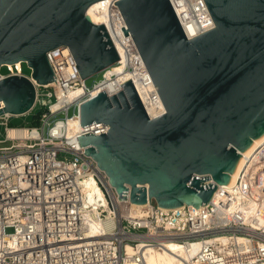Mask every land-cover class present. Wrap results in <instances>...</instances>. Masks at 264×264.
<instances>
[{"label":"water","instance_id":"1","mask_svg":"<svg viewBox=\"0 0 264 264\" xmlns=\"http://www.w3.org/2000/svg\"><path fill=\"white\" fill-rule=\"evenodd\" d=\"M94 1L0 0V67L22 61L45 84L56 79L46 56L56 47L69 46L83 79L117 61L104 24L86 13ZM204 2L214 27L189 39L169 0L114 2L164 106L150 118L130 78L80 104L83 127L108 125L77 138L119 199L129 189L132 203L200 207L264 136V0ZM34 101L29 78H0V114Z\"/></svg>","mask_w":264,"mask_h":264},{"label":"built area","instance_id":"2","mask_svg":"<svg viewBox=\"0 0 264 264\" xmlns=\"http://www.w3.org/2000/svg\"><path fill=\"white\" fill-rule=\"evenodd\" d=\"M115 1L107 6L116 10L118 25L114 23L113 33L104 26L134 84L143 59L131 34L124 35L121 27L127 26ZM169 2L188 39L214 27L204 0ZM46 56L56 81L45 84L25 73L22 61L0 67V78H29L35 87L33 107L44 108L38 124L31 125L10 126L13 115L0 114L5 129L0 142L10 141L0 146V264H144L146 250L162 249L166 242L187 250L196 245L186 264H264V140L243 158L230 185H219L208 203L163 208L152 198L142 204V214L132 213L129 189L127 198L119 199L77 138L108 125L99 121L73 134L67 127L77 105L103 89L107 96L116 93L127 79H120L122 72L106 76L104 68L88 86L69 46ZM76 89L79 94L70 98ZM9 128H21L25 135L10 137ZM89 221L96 223L91 227Z\"/></svg>","mask_w":264,"mask_h":264},{"label":"bare ground","instance_id":"3","mask_svg":"<svg viewBox=\"0 0 264 264\" xmlns=\"http://www.w3.org/2000/svg\"><path fill=\"white\" fill-rule=\"evenodd\" d=\"M110 0H97L92 2L86 9L87 13L93 20V22L105 24L113 33V27L114 23H116V10H110L108 9L107 3ZM116 25H118L116 23ZM192 28H188V32L192 33ZM107 73L106 76H110L111 74H115L118 72H122L119 77L120 79H129L131 78V74L129 72H123V65L122 63L115 61L114 63L108 65L106 68ZM103 70L100 71L102 73ZM34 79V78H33ZM35 80V79H34ZM134 84L136 87V90L141 98V102L146 109L147 113L151 117L158 116L164 112V106L163 103L158 95L157 89L152 81V78L150 74L148 73L146 66L143 62V65L141 68L137 71V76L134 78ZM110 86V84H109ZM80 92V89H76L73 92L70 93V98L73 96L78 95ZM79 105L76 107V111L73 117L69 118L67 121V127L69 134H73L77 132L80 127L82 126L80 124V111H79ZM8 135L10 137H22L25 135V132L21 128H9L8 129ZM262 140H264V136L256 138L253 140V144L251 147L240 153L241 160L237 162V169L241 165L243 158L249 154L252 149L259 144ZM237 169L230 174L231 181L234 180L236 177ZM230 183L226 186L228 187ZM90 187L88 182H85V190H88ZM133 210L132 213L142 214V204L132 203ZM109 217V216H108ZM91 223V227L94 226V223L89 221ZM126 249L128 251H131L130 244L126 245ZM196 249V245H193L189 250H187L185 247L181 246L180 244L176 242H166L165 247L162 249H157L154 247H149L145 254H144V264H186V260H189L191 256L194 254Z\"/></svg>","mask_w":264,"mask_h":264},{"label":"rangeland","instance_id":"4","mask_svg":"<svg viewBox=\"0 0 264 264\" xmlns=\"http://www.w3.org/2000/svg\"><path fill=\"white\" fill-rule=\"evenodd\" d=\"M2 71H4V68H2ZM23 71L25 73H29L30 69L26 66V64H23ZM101 76L100 71L87 77L85 79L86 84L89 86L91 85L95 80L99 79ZM44 110L42 106L39 104H36L29 112L17 115V116H11L9 119V125L10 126H21V125H31V124H38V117L41 114V112ZM4 126L0 125V139L4 137ZM10 141L6 142H0V146L2 145H9Z\"/></svg>","mask_w":264,"mask_h":264}]
</instances>
